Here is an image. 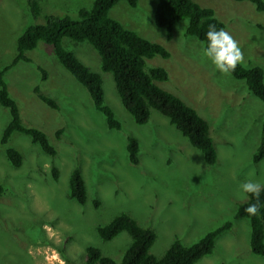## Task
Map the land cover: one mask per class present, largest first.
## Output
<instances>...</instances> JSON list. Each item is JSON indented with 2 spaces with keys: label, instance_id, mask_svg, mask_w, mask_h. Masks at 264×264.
<instances>
[{
  "label": "rangeland",
  "instance_id": "1",
  "mask_svg": "<svg viewBox=\"0 0 264 264\" xmlns=\"http://www.w3.org/2000/svg\"><path fill=\"white\" fill-rule=\"evenodd\" d=\"M93 1L37 0L40 12L34 18L29 0H0V70L15 57L16 40L28 26L43 24L49 15L76 19L78 10L90 8ZM193 1L213 10L237 41L243 54L240 64L259 67L264 83V14L248 1ZM156 2L137 0L131 7L122 0L109 9L108 16L169 52L168 58L145 59V70L165 69L168 78L154 84L207 122L216 162L208 165L201 152L154 109H149L146 123L136 124L116 94L112 75L100 69L92 45L63 38L62 47L101 76L104 104L121 124L119 130L108 128L86 89L58 62L51 46L38 42L25 52L31 62H17L3 78L23 125L43 131L56 155L48 156L20 132H12L7 144H2L10 114L0 105V264H85L88 245L119 261L130 236L122 231L102 241L96 227L120 213L154 231L149 253L155 258L176 239L191 245L230 222L231 227L216 237L212 252L194 264H264V256L249 249V221L234 218L238 205L247 199L239 183L264 181V159H252L260 140L264 103L243 80L214 69L202 55L203 43L184 35L186 19L175 23L172 38L166 39V29L154 23ZM36 87L56 108L37 97ZM58 129L62 131L57 137ZM128 137L138 143L136 165L128 160ZM6 147L21 154L19 167L7 160ZM52 166L58 170L56 180ZM75 168L86 187L83 205L68 194Z\"/></svg>",
  "mask_w": 264,
  "mask_h": 264
},
{
  "label": "trees",
  "instance_id": "2",
  "mask_svg": "<svg viewBox=\"0 0 264 264\" xmlns=\"http://www.w3.org/2000/svg\"><path fill=\"white\" fill-rule=\"evenodd\" d=\"M122 0H94L90 8L78 10V17L49 15L43 24L28 26L16 40V55L12 61L0 70V105L10 114V121L4 128L1 143L7 144L12 132H20L28 136L32 143L50 157L56 155L55 148L50 145L45 133L34 127L23 125L18 108L10 97L4 81V73L19 61L31 62L25 55L26 51L34 49L38 42L51 46L58 62L83 86L93 105L105 119L110 129L119 130L120 122L113 110L104 104L101 76L89 70L73 53L61 45L63 38L77 42H87L96 50L100 59V69L112 75L114 88L123 108L130 114L136 124L148 121L149 109L158 111L166 117L190 145L198 149L208 165L216 162V152L213 140L209 135L207 122L197 112L187 106L175 95L164 91L154 84V81H165L168 74L161 67L145 70V59L154 56L168 58L169 52L160 44L151 42L139 36L134 31L125 28L118 21L108 16L109 9ZM129 6L135 7L137 0H123ZM251 2L255 9L264 14V0H235ZM30 12L37 18L40 7L37 0H29ZM156 26L166 29V39L172 38V26L182 20H187L185 36H193L202 43L205 42V32L209 24L224 28L212 9L202 7L193 0H157L153 15ZM42 79L46 72L38 66ZM238 80H243L248 89L264 103L263 73L259 67H244L237 64L230 74ZM37 97L52 108L55 102L34 89ZM58 129L56 136L61 133ZM126 150L131 164H138V143L134 137H128ZM5 155L10 164L19 167L22 162L21 154L11 147L5 148ZM254 162L264 159V119L260 129V140L252 156ZM53 178H58V170L51 168ZM0 186V194L2 193ZM68 194L71 199L83 205L86 201V187L78 168L71 171L68 183ZM264 203V192L261 193ZM239 204L234 218H245L249 221V249L258 256H264V208L256 216H249L244 209L250 203ZM97 200L93 201L98 206ZM231 227L230 222L208 231L191 245H183L174 240L160 258L149 253L156 235L150 228L140 226L126 213L114 216L107 224L96 227L98 237L109 241L120 232L125 231L131 242L123 252L119 261L103 255L99 248L88 245L85 247V264H194L203 256L212 252L215 239Z\"/></svg>",
  "mask_w": 264,
  "mask_h": 264
},
{
  "label": "clouds",
  "instance_id": "3",
  "mask_svg": "<svg viewBox=\"0 0 264 264\" xmlns=\"http://www.w3.org/2000/svg\"><path fill=\"white\" fill-rule=\"evenodd\" d=\"M202 55L222 74L229 75L243 62V54L232 35L224 28H217L209 24L205 32V42L202 44ZM240 192L246 194L250 203L244 209L249 216H256L264 208L261 193L264 192V181L259 179H246L240 182Z\"/></svg>",
  "mask_w": 264,
  "mask_h": 264
}]
</instances>
